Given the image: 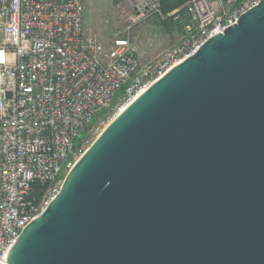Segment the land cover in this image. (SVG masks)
I'll return each instance as SVG.
<instances>
[{
    "label": "water",
    "instance_id": "1",
    "mask_svg": "<svg viewBox=\"0 0 264 264\" xmlns=\"http://www.w3.org/2000/svg\"><path fill=\"white\" fill-rule=\"evenodd\" d=\"M9 264H264V0L137 96Z\"/></svg>",
    "mask_w": 264,
    "mask_h": 264
},
{
    "label": "built area",
    "instance_id": "2",
    "mask_svg": "<svg viewBox=\"0 0 264 264\" xmlns=\"http://www.w3.org/2000/svg\"><path fill=\"white\" fill-rule=\"evenodd\" d=\"M121 1L107 46L85 23V0H0V264L86 151L91 119L120 92L114 118L262 0H189L168 14L162 0ZM154 18L179 39L145 60L158 37L141 51L133 32Z\"/></svg>",
    "mask_w": 264,
    "mask_h": 264
},
{
    "label": "rangeland",
    "instance_id": "3",
    "mask_svg": "<svg viewBox=\"0 0 264 264\" xmlns=\"http://www.w3.org/2000/svg\"><path fill=\"white\" fill-rule=\"evenodd\" d=\"M189 0H186L185 3L181 5L183 7ZM121 0H85V20L87 27H90L98 32L100 37L103 39L107 46L111 45L113 35H111L114 23L117 17L118 5L121 4ZM180 8V7H179ZM178 9V8H177ZM157 21L156 23L152 22H141L138 27L133 32V37H138L143 43H145V38L150 34L157 35V45H160L162 51L173 45L179 39V31L173 24H161L157 18L151 19ZM108 21V22H107ZM148 51V50H146ZM161 51V52H162ZM160 52V53H161ZM158 53V54H160ZM149 57L147 60L151 59L154 55L157 54H148ZM146 55V56H147ZM120 92L115 97L111 106L107 110L99 111L90 122V126L98 127L97 131L89 139V143L86 144L87 148L92 144L96 137L101 133V131L108 125L114 116V107L118 102V97ZM86 137V132H83L77 143L80 142L82 138ZM85 146V147H86ZM65 177V176H64Z\"/></svg>",
    "mask_w": 264,
    "mask_h": 264
},
{
    "label": "crops",
    "instance_id": "4",
    "mask_svg": "<svg viewBox=\"0 0 264 264\" xmlns=\"http://www.w3.org/2000/svg\"><path fill=\"white\" fill-rule=\"evenodd\" d=\"M148 22H152V23H156L157 21H155V20H149ZM85 23H86V20H85ZM139 25H137L135 28H134V31H135V29L138 27ZM134 34V33H133ZM133 41L138 45V47H139V49L141 50V51H144L145 50V43H143L142 42V40L141 39H138V37H133ZM162 51V49L160 48V45H156L155 46V48L154 49H152V50H148L147 51V53L148 54H150V53H152V54H157L158 55V53H160ZM147 55V54H146ZM144 56V59L145 60H147L148 58H146V57H149V55H147V56ZM154 56H156V55H154ZM153 56V57H154Z\"/></svg>",
    "mask_w": 264,
    "mask_h": 264
},
{
    "label": "trees",
    "instance_id": "5",
    "mask_svg": "<svg viewBox=\"0 0 264 264\" xmlns=\"http://www.w3.org/2000/svg\"><path fill=\"white\" fill-rule=\"evenodd\" d=\"M185 2L186 0H162L164 13L168 14L169 12L181 7V5ZM163 24L168 25L169 23L165 21Z\"/></svg>",
    "mask_w": 264,
    "mask_h": 264
},
{
    "label": "bare ground",
    "instance_id": "6",
    "mask_svg": "<svg viewBox=\"0 0 264 264\" xmlns=\"http://www.w3.org/2000/svg\"><path fill=\"white\" fill-rule=\"evenodd\" d=\"M125 107H123L122 109H124Z\"/></svg>",
    "mask_w": 264,
    "mask_h": 264
}]
</instances>
